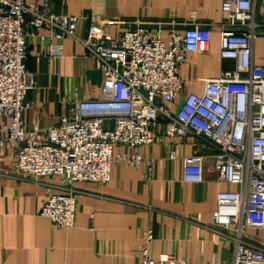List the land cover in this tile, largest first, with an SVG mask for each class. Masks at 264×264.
Returning a JSON list of instances; mask_svg holds the SVG:
<instances>
[{
    "label": "built area",
    "instance_id": "1",
    "mask_svg": "<svg viewBox=\"0 0 264 264\" xmlns=\"http://www.w3.org/2000/svg\"><path fill=\"white\" fill-rule=\"evenodd\" d=\"M260 1L258 18L257 0H223L220 55L234 65L203 80L202 92L180 100L188 81L180 66L188 53L209 49V27L195 24L165 40L159 30L134 22L115 37L108 28L118 22L96 18L87 38L81 39L76 34L78 16L51 10V0L42 9L27 0H0V156L12 149L15 172L23 177L60 178L57 191L47 194L41 215L57 226H73L76 184L109 183L116 162L146 165L143 177L152 179L155 160L144 157L141 149L156 141L152 129L162 123L167 136L193 134L212 146L218 179L243 187L218 192L214 223L236 231L233 264H264V250L245 239L247 229L264 227V61L256 62L257 42L264 41ZM42 28L52 38L70 37L84 44L101 73L102 97L81 100L74 92L70 112L58 124L28 128L24 115L34 107L27 99L33 85L26 67L28 38L40 36ZM170 156H176L175 150ZM182 162L185 182L204 180L203 155L185 156ZM153 238L151 228L143 233L141 264H224L153 258L146 247Z\"/></svg>",
    "mask_w": 264,
    "mask_h": 264
},
{
    "label": "crops",
    "instance_id": "2",
    "mask_svg": "<svg viewBox=\"0 0 264 264\" xmlns=\"http://www.w3.org/2000/svg\"><path fill=\"white\" fill-rule=\"evenodd\" d=\"M44 8L45 0H27ZM223 0H51V10L78 16L76 34L86 39L94 19H112L108 31L118 37L128 23H145L168 40L172 33L200 24L211 29L209 49L188 53L180 66L187 78L183 96L203 91L207 78L220 75L234 61L220 55V24L225 21ZM255 12L261 14V1ZM28 38L27 70L32 88L27 99L34 107L24 118L28 128L60 122L70 112L74 92L78 98L102 97V78L94 58L81 41L52 38L42 28ZM49 50L50 54L46 51ZM264 41L257 42L256 62L262 63ZM65 99L67 101H65ZM109 126L112 123H107ZM156 141L144 146V157L155 160L152 179H145L146 165L139 168L116 162L107 184L78 182L75 224L60 227L41 215L49 192L57 191L58 177L27 178L15 172L14 151L0 156V264H141L143 233L151 228L154 238L146 245L153 258L173 256L188 262L219 260L233 264L236 231L214 223L217 194L242 191L240 185L218 179L214 149L199 136H167L164 125L152 129ZM120 148L117 150L119 151ZM123 149V148H122ZM176 156L171 158V151ZM205 157L204 180H183V158ZM248 244L264 250V227L246 230Z\"/></svg>",
    "mask_w": 264,
    "mask_h": 264
}]
</instances>
